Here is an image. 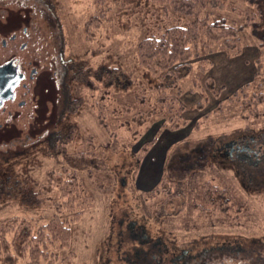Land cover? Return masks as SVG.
Wrapping results in <instances>:
<instances>
[{
    "label": "rangeland",
    "instance_id": "rangeland-1",
    "mask_svg": "<svg viewBox=\"0 0 264 264\" xmlns=\"http://www.w3.org/2000/svg\"><path fill=\"white\" fill-rule=\"evenodd\" d=\"M22 1L0 4L8 11L37 7L43 48L54 41L59 57L38 118L28 115L33 107L20 108L24 118H0V224L18 216L35 229L56 211L70 220L81 213L70 224L69 244L50 243L49 260L39 264H264V188L246 191L230 169L214 165L210 149L217 137L264 127V102L244 115L252 100H264V45L248 25L237 34L239 53L221 46L215 30H200L190 72L160 91L144 76L149 68L139 62L137 44L193 15L156 0ZM222 1L199 19L238 27L256 12L246 0ZM92 16L94 27L86 25ZM104 63L122 67L133 85L106 88L77 70ZM197 145L199 163L181 173L172 155L179 149L188 157L183 150ZM71 171L84 186L81 206L68 210L48 178L52 173L55 183ZM177 257L183 260L172 262Z\"/></svg>",
    "mask_w": 264,
    "mask_h": 264
},
{
    "label": "trees",
    "instance_id": "trees-1",
    "mask_svg": "<svg viewBox=\"0 0 264 264\" xmlns=\"http://www.w3.org/2000/svg\"><path fill=\"white\" fill-rule=\"evenodd\" d=\"M100 1L98 0V2ZM156 1L162 2L164 6L170 5L178 13L193 15L194 17L192 21L185 22V24L176 23L173 26L166 27L158 37L142 38L138 42L136 47L138 60L143 66L149 68L146 69L144 76L149 83L154 84V89L164 91L175 86L180 78L190 72L192 68V59L190 58L192 56L196 57L198 54L194 48L200 30L203 33L206 32L207 36L215 30L216 36L224 37L221 46H228V50L239 53L240 47L237 34L248 25L250 35L256 38L261 46L264 45V0H246L251 7L256 8V12H253L254 14L247 12L245 15L247 21L245 20V23L240 24L238 27H235L232 22H226L225 18L216 19L211 23L207 21L206 17L199 19V13L207 6L214 9L221 8L223 6L222 0ZM94 16L86 23L87 26L94 27V21H96ZM99 20L97 17V21ZM228 55H231V53ZM258 69L256 66L254 77H257ZM77 70H79L78 73L82 72L85 76L93 75L94 80L102 81L106 88L113 86L125 90L133 85L130 75L120 66H110L104 63L93 69H81L80 67ZM151 72L155 74V77L150 76ZM82 81L92 84L88 78L82 79ZM261 94L258 96H263V93ZM252 98L254 99V97ZM257 102L263 103L264 100L260 99L259 101L258 98L252 100L251 106L248 104L245 107L246 113L244 115H249L251 109H254L253 104H257ZM183 107L184 105L181 104L180 108ZM103 111L100 109L98 113L99 122L106 127V122L102 118L104 117ZM84 160H86L87 166L94 162L93 159ZM52 176V173H49L48 180H51L50 182L61 192L62 198L65 200L63 206L68 210L72 206H81V198L78 194L83 190V180H80L77 174L72 171L67 176L68 178L57 180L55 183ZM85 191L87 193L88 190L85 189ZM80 214L76 212L74 218L70 220L56 211L35 229L32 228L31 222L26 218L14 216L3 220L0 224V260L3 264H16L18 259H24V264H39L41 259L49 260L48 255H51L52 252H48V245L52 242H58L60 246L66 247L71 236L70 224L77 220ZM7 234H11L10 240H7ZM66 259H69V254L62 261H66Z\"/></svg>",
    "mask_w": 264,
    "mask_h": 264
},
{
    "label": "flooded vegetation",
    "instance_id": "flooded-vegetation-1",
    "mask_svg": "<svg viewBox=\"0 0 264 264\" xmlns=\"http://www.w3.org/2000/svg\"><path fill=\"white\" fill-rule=\"evenodd\" d=\"M22 2L25 4L24 0ZM8 6L7 3L0 4V118L14 121L20 116L24 118L27 113L21 112L22 107L27 108V111L33 107V114L30 110L28 115L38 118L39 105L46 88L44 84L48 76L52 75L53 78L57 73L59 52L53 40L49 47L43 48L42 26L39 25L38 28L33 17L36 10L40 11L37 7L29 4L21 7L17 4L13 11H8ZM61 61L64 62L63 59ZM58 86L62 88L61 83ZM52 89L51 87V91ZM215 139L216 145L211 144L210 147L213 150L211 159L214 165L230 169L246 191L264 188V127L257 131L235 130L228 136ZM201 147L203 146L197 145L194 150H183L188 157L179 152V149L172 155V161L178 163L181 173L186 172L189 165H197L201 156L196 152ZM261 250V246L259 250L255 249L260 257ZM176 260L181 262L183 259L177 257L172 262L176 263Z\"/></svg>",
    "mask_w": 264,
    "mask_h": 264
}]
</instances>
